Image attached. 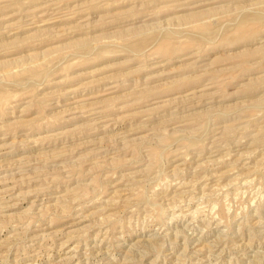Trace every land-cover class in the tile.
Here are the masks:
<instances>
[{
	"label": "rangeland",
	"instance_id": "374dc122",
	"mask_svg": "<svg viewBox=\"0 0 264 264\" xmlns=\"http://www.w3.org/2000/svg\"><path fill=\"white\" fill-rule=\"evenodd\" d=\"M0 264H264V0H0Z\"/></svg>",
	"mask_w": 264,
	"mask_h": 264
}]
</instances>
